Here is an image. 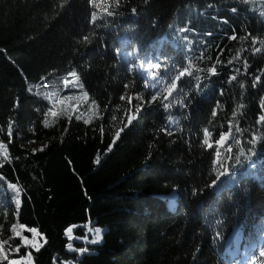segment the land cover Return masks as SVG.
Here are the masks:
<instances>
[{
	"label": "trees",
	"instance_id": "16d2710c",
	"mask_svg": "<svg viewBox=\"0 0 264 264\" xmlns=\"http://www.w3.org/2000/svg\"><path fill=\"white\" fill-rule=\"evenodd\" d=\"M263 11L264 0H0L5 240L14 235V223L17 230L36 228L46 243L31 251L34 264H251L252 252L264 247V122L258 123L264 115ZM145 58L169 69L191 63L193 75L177 82L164 101L171 105L167 110L144 103L108 151L115 130L128 123L126 110L135 114L141 103L136 95L146 102L156 91L145 86L141 69L129 72L134 64L145 68ZM213 65L216 74L207 71ZM72 69L82 89L64 86L62 78ZM31 85L39 87L29 91ZM85 91L87 101L75 99ZM67 95L73 101L57 104L58 116L49 115L45 127L43 113ZM92 100L101 118L89 109ZM239 105L244 107L233 117ZM229 121L232 135L215 144ZM204 129L211 133V148L204 144ZM254 136L260 137L255 145ZM64 154L93 187L71 208L64 201L76 186L52 181L49 169ZM217 159L233 175L213 185L221 170ZM8 183L22 188L18 205ZM96 205L101 208L90 221L103 229V239L91 244L83 241L87 220L76 215ZM73 226L70 241L66 229ZM10 243L15 248L22 241ZM6 249L9 259L29 250Z\"/></svg>",
	"mask_w": 264,
	"mask_h": 264
},
{
	"label": "snow or ice",
	"instance_id": "6c2138e0",
	"mask_svg": "<svg viewBox=\"0 0 264 264\" xmlns=\"http://www.w3.org/2000/svg\"><path fill=\"white\" fill-rule=\"evenodd\" d=\"M95 0H90V3H94ZM116 2L118 3V0H116ZM107 11V9H105ZM233 11H235V9H233ZM133 12L135 13V9H133ZM108 15H112V13L110 11L107 12ZM97 18V14L93 13L91 16L92 21L94 22ZM86 39V38H85ZM230 39H237V37L235 35L231 36ZM251 43L253 45H255L256 43V39L255 38H251ZM256 52H260L261 49L260 48H255L254 49ZM139 51V50H138ZM117 54H119V50H117ZM139 58V57H138ZM220 61L217 60V63H219ZM230 62V61H229ZM144 64H146L145 68H142L140 64H134L131 68H129V72L133 71V68L135 69H141L139 75L141 76V78L144 79V83L146 87H152L155 88L156 91H154L148 101L144 102L143 101V96L140 94L136 95V99L138 101H140L141 103H138L135 106V113H139L141 111V108L143 106L144 103L146 104H152V103H159L160 105L163 106L164 109H168L169 107H171V105L169 103H164L165 100H168L169 97H171L173 95V93L175 91H177L178 88V81H180L183 77L185 76H192L193 75V66L191 63H189L186 66H182L179 69H169L168 65L166 62H161V61H157V62H153V60L151 58H145L144 60ZM245 66L247 67V65L245 64ZM207 71L210 74H216V68L215 65L209 67L207 69ZM68 77L73 78L72 80H69ZM63 79V83L64 86L67 88L69 87V85L75 86V87H79V88H83V85L79 83L80 81V77L78 75V73L76 72L75 69H72L69 71V73L67 74V76H65ZM197 80H199V77H196ZM232 80H236V76L231 77V80L229 82H231ZM260 81V77H254L253 80V84L252 86L255 87L256 83H258ZM163 84V87H159V85ZM244 85L241 84V87H243ZM32 87H39V85H31L29 87V91L32 90ZM129 87L128 84H125V88L127 89ZM45 99H50L49 96L45 95ZM74 97L71 95H67L64 98H60L57 97L55 103H53L52 107L47 108V111H45L43 113L45 119L43 121L44 126L45 127H49L50 125L48 124V120L47 117L49 115L53 116V117H57V111L55 110L56 105L57 104H65L66 101L70 102L73 101ZM75 99L77 100H83V101H87L88 99V93L85 91L82 93V96L79 97H75ZM121 100L125 99V96L122 95L120 97ZM132 97L128 96V102L131 103ZM243 105H239L238 108L233 112V117H235L236 112L239 111L240 108H243ZM262 107H264V104H262ZM73 110H78L76 105H72ZM95 109L97 112V118H101L99 113H100V107L97 104V102L95 100L91 101V104L89 106V109ZM131 112V109L126 110L125 115L127 116V124H124L123 127L115 130L114 132V136L112 139V144L109 145L108 151H111L112 145H114L116 143V141L119 139L121 133L124 131V128L128 127V125H130L132 123L133 120L137 119V116L135 114H129ZM216 115V112H213V116ZM77 119H80V116L76 117ZM116 117L113 116L112 120L115 121ZM123 123V121H121ZM259 122H264V115H261L258 119V123ZM85 124H89L91 123V120H84ZM232 127H233V121H229V128L227 132H222L219 134L218 139L215 140V144L217 145H223L224 142L230 138V136L232 135ZM100 132L103 134L104 132V128L103 125L100 126ZM236 131H241V129L236 126L235 128ZM12 133V126L9 125L8 127V134L9 136H11ZM171 133H169L170 135ZM211 136V133L209 132L208 129H204V144L207 145V147L211 148L213 145L212 143L209 142V137ZM260 139V137H253L250 140V143L255 145L258 140ZM237 143L239 144L240 142L237 141ZM46 147V145H45ZM151 147V146H150ZM0 149H3V154H4V158L7 159V146L0 143ZM40 151H43L44 149L41 148L39 149ZM33 151H36V149H34ZM229 151H231V149L229 148ZM249 151H251V149H249ZM254 154V153H253ZM220 153L217 151V157H219ZM97 163H99V156L97 157L96 160ZM217 164H219L220 169L217 172V177L216 180H214L212 182L213 185L216 184L217 180L220 179L221 176H232L233 173L231 171L230 168H225L224 165L219 161V159H217L216 161ZM237 163H239V160L237 161ZM2 166V165H0ZM5 178L3 176H0V180H4ZM8 189H10L15 195L13 196V200L15 201V203L18 205L20 203V193L22 192V188H20L18 186V184L16 183H8ZM3 226L0 225V228H2ZM20 228H24V225H20ZM75 227V226H73ZM28 231H30L33 234V237L36 236H42L41 233L38 232V230L36 228H30L27 229ZM10 233L14 234V235H10L9 236V240H4V241H0V261H7V264H31L33 257H32V253L31 252H27L24 256L20 257V259H9V255H8V250L6 249V246L8 249H11L13 252L15 253H19L20 252V247L23 245H31L36 251L40 250V247H42V244H37L36 240L33 239H28V237L25 236H21L20 232L17 231V224H12L10 229H9ZM89 231L94 233V237L92 240L88 241L91 244H97L100 243L103 239L102 236V229L100 228H90ZM72 232V227H69L68 229H66V233L67 234H71ZM16 237H19L22 241L21 245H17L15 248H12L10 241ZM83 239L87 240V235H85V237H83ZM46 243V240H45ZM69 249L72 248L71 245L67 246ZM80 252H86L88 251L87 248H83V249H79ZM258 258H264V247H260L256 250H254L251 254V256L249 257L251 264H256V260Z\"/></svg>",
	"mask_w": 264,
	"mask_h": 264
},
{
	"label": "rangeland",
	"instance_id": "374dc122",
	"mask_svg": "<svg viewBox=\"0 0 264 264\" xmlns=\"http://www.w3.org/2000/svg\"><path fill=\"white\" fill-rule=\"evenodd\" d=\"M260 15L262 18H264V11L261 12ZM135 115H136V113H135ZM31 144L38 146V147H42L44 145V142L38 143V144L35 142H32ZM0 156H4L3 149H0ZM49 169L52 172V176H51L52 181L66 182L68 185H75L76 186V189L73 190L71 197H69L67 200L64 201V206L67 208L74 207L82 197H86L88 195V192L93 189V187L89 184V181L83 180L82 168L78 165V163L71 162L69 154H64L63 156H61L60 158L55 160L49 166ZM100 208H101L100 205H96L94 207L87 208V209L79 212L76 215L80 219L87 220V224H86L87 225V228H86L87 240L83 239L84 242H88V241L92 240L94 237V233L89 231V229L90 228H98V227H93L91 225L90 219L92 218V216H94L100 210ZM27 229H30V228L24 227L23 229L20 228L17 231L20 232L21 236L28 237V239H30V240L34 238L36 240L37 244L44 245L45 238L43 236L33 237V234L30 231H28ZM73 230H74V227H72V232L70 235L66 233L68 238L70 239V241H73L75 239V235H74ZM7 231H8V226H3L2 228H0V241H4L8 237ZM24 232L26 234H23ZM102 232H103V229H102ZM69 245H71V244H69ZM25 246L27 248H29L28 252L35 250L31 245H25ZM16 259H20V258H16ZM31 264H34L33 260L31 262Z\"/></svg>",
	"mask_w": 264,
	"mask_h": 264
}]
</instances>
